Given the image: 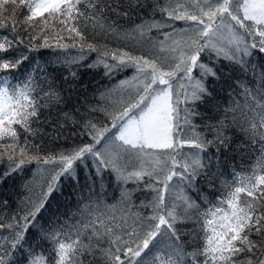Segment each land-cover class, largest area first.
Returning <instances> with one entry per match:
<instances>
[{
	"label": "snow or ice",
	"instance_id": "1",
	"mask_svg": "<svg viewBox=\"0 0 264 264\" xmlns=\"http://www.w3.org/2000/svg\"><path fill=\"white\" fill-rule=\"evenodd\" d=\"M21 6L26 7L30 12V15L25 17L24 23L33 25L35 19L41 17L44 26L48 27V21L54 20L63 25L60 31L67 30L70 38L74 39L72 37L74 33L75 36L84 40L89 24L93 31L97 28L101 32L118 31L115 21L111 25L106 23L109 10L128 19L130 9L146 8L148 0H128V9L124 11H121L122 5L119 0L115 4L111 0H0V16L11 11L14 33L17 31L16 25L20 23L16 19V11ZM153 8L154 10L159 8L162 13H167L168 19L142 21L135 26L134 32L138 31L143 37L145 29L151 31L172 28V32L163 33L167 41L176 33L170 21H191L193 23H186V27L180 30L182 35H187V39L173 40L167 49L162 46L161 51L167 50L171 54L170 58H164V60L159 56L149 58L144 55H133L123 49L114 51L112 59L116 63L105 64L106 74L113 70L134 67L136 75L132 81H121L120 87L125 91L112 101L119 105L120 110L89 109L90 113L103 111L106 117H110L111 128L106 125L101 127L93 120L85 119L82 127L92 137L93 143H82L71 149L49 154L42 161L38 153L34 156L28 155L30 148L38 149L39 146L31 145L27 139L24 140L23 146H20V133L14 127L19 125L25 132L35 136V131L31 128L34 122L32 118L39 117L41 104L33 95L35 88L32 86L31 77L22 84L13 86L3 75V71L18 69L27 60V56L14 60L0 56V70H3L0 71V141H4L5 138L9 140L7 144L0 143V147L14 150L20 146L21 157L17 161L14 158V152L8 154V167L11 171H15L32 159L37 160L38 163L54 166L48 170L50 178L45 181L47 190L44 191L43 188L41 190L42 198L30 199L32 208L19 218L24 221V224L21 226L17 222L15 237L11 243L12 248H16L25 239L23 230L37 220L38 214L46 207L49 199L60 190L62 179H68L78 185L82 171L87 169L90 174L89 158L98 174L102 175L105 170L111 169L116 174L117 181L124 183L129 180L141 181L147 176L155 179L157 184L162 183L163 188H157L156 185L145 182L146 188H151L157 193L149 205L153 214L146 218V222L145 218H139V230L134 226L131 231L125 232L129 240H124L121 235L116 234L114 229L119 226L118 224L109 226L99 216L76 227L74 240L71 237L67 241L58 239L61 236L59 232L49 233L51 239L57 243L56 264H84L83 257L88 255L95 260L97 251L102 254L103 264H144L141 258L142 253H145L150 245L158 242L157 238L167 237L171 240L174 237L179 241L180 235L175 225L187 217L179 215L176 206L168 207L164 193L170 188L169 182L173 180V177L180 176L181 180L192 185L207 167L200 152L206 151L208 146H215L217 151L220 148L227 150L230 137L225 135L224 129L228 127L225 120L210 126L216 133L211 140L205 139L201 133L196 132L195 125H192V117L199 115L195 111L196 103L204 102L205 97L211 95L203 81L197 80L190 90L181 84L179 91L174 88L173 81L183 79L177 76L180 72L191 80L190 74L193 67L202 68L205 76L215 77L214 69L199 63L200 54L206 49L214 50L218 57L222 55L225 59L241 65L244 63L243 57L251 54L250 48L259 47V51L264 53V0H242V2L241 0H188L187 4L177 0L175 8L171 10L166 6L160 7L158 2L153 5ZM81 21L84 23V31H81L79 27ZM246 21H251L252 25L246 24ZM2 27H6V24L0 19V28ZM253 27H255L254 35L261 39L258 44L254 41L249 46L238 29H243L252 35ZM226 32L227 47H224L217 42L225 40ZM60 39L63 37L61 36ZM163 44L164 41H161V45ZM11 45L12 41L5 38L3 42H0V53L7 52ZM44 46H48L47 42ZM70 46L75 47V43L59 45L62 48ZM88 48L96 51L92 44H88ZM104 55L107 56L108 53ZM89 67L92 66L89 65ZM44 95L59 100V95L55 92H46ZM181 104L185 107L181 108ZM250 110L254 113L252 117L244 114L249 121V126L237 125V127L249 136L253 144H256L264 141V131H262L264 130V103L257 101L256 107ZM232 123L236 124L235 115ZM182 125L192 127L193 132L190 137L186 134L181 135ZM113 129H115L114 132ZM177 145L181 147L188 145L199 151L182 155L176 153ZM260 147L261 157L257 165L264 170V143H261ZM156 150H171L176 154L164 158ZM133 156L139 160L140 167L138 170L128 172V164L122 162L130 161ZM178 156L180 159H177ZM168 160H171V167L161 181L156 173L158 170L163 171L161 165L169 167ZM148 164H151L150 169ZM177 168H181L182 171H177ZM261 186H264V174L256 175L254 170V182L253 177L241 179L239 186L230 191L226 199L220 200L214 211L209 209L202 214L206 218L203 227L205 244L202 250L185 253L177 246L166 259L159 255L156 259L160 260V264H185L186 257H190L193 264H200L197 257L202 255L203 264H264V187ZM242 193L252 197V201L242 200ZM129 196L130 193L127 191L122 192V199H128ZM181 198L187 205L185 212L196 207L194 201L186 197ZM225 203L228 206L227 209L222 207ZM209 216L210 219L207 218ZM12 219L16 221L17 217L14 216ZM121 219H124V223L127 224L126 218L121 217ZM3 227L4 225L0 223V228ZM8 227L12 228L13 225L9 224ZM89 229H91L90 232ZM141 232L144 233L142 238ZM209 232L211 235L208 234ZM253 236L261 237V239H253ZM133 237L139 241L136 247H132L130 243ZM104 244H108V247H103ZM113 247L115 251L112 250ZM257 252H260V256L256 255ZM0 264H5L3 256H0ZM31 264H41L40 258H35ZM89 264L92 262L90 261Z\"/></svg>",
	"mask_w": 264,
	"mask_h": 264
},
{
	"label": "trees",
	"instance_id": "2",
	"mask_svg": "<svg viewBox=\"0 0 264 264\" xmlns=\"http://www.w3.org/2000/svg\"><path fill=\"white\" fill-rule=\"evenodd\" d=\"M111 2L115 4L117 0H111ZM157 2L160 7L166 6L171 10L175 8L177 0H148V7L130 9L128 19L109 10L106 23L111 25L115 21L118 31L101 32L99 28L93 31L89 24L84 40L75 36L74 33L72 34L74 39L70 38L67 30L60 31L63 25L54 20L48 21V27L44 26L41 17H37L33 25L24 23L25 17L30 15V12L23 6L17 8L16 11V19L20 23L16 25L15 33L12 31L11 11L0 16L6 24V27L0 28V42H3L5 38L12 41L8 51L0 53V56L13 60L27 56V60L18 69L0 71H3V75L13 86L18 83L22 84L31 77L32 86L35 88L33 95L41 104L39 117L32 118L34 122L31 128L35 131V136L25 132L19 125H14L20 133V146H23L25 139L31 145L39 146L38 149L30 148L29 156L38 153L42 161L49 154L59 153L82 143H93L92 137L82 127L85 119H91L101 127L106 125L111 128L110 117H106L103 111L90 113L89 109L120 110L116 105L108 104L104 99V94L116 82L131 79L136 75L134 67L113 70L106 74L105 64L116 63L112 59L114 51L123 49L137 56L170 58L171 54L167 50L161 51V47L167 49L171 46L168 40L165 41L163 33L172 32V28L152 29L151 31L145 29L143 37L138 31H133L135 26L142 21L168 19L167 13H162L159 8L154 10L153 5ZM179 2L187 4L188 0H179ZM119 3L122 5L121 11L128 9V0H119ZM240 15L242 17L243 13L241 12ZM170 23L174 25L175 35H177L181 29L186 27V23L193 22L181 20ZM245 23L252 25L248 21ZM79 27L81 31H84L83 21L80 22ZM238 31L245 37L249 46L254 41L258 44L261 39L254 35L255 27H253L252 35L243 29H238ZM61 36L63 39H60ZM137 37H140L142 44L150 47L152 51L145 52L144 47L136 45ZM182 39H187V35H182L176 41ZM161 41H164L163 45ZM46 42L47 47L44 46ZM73 43L75 47H59L61 44L72 45ZM88 44H92L96 51L89 50ZM154 47L156 51L153 50ZM106 52L107 56L104 55ZM250 53L243 57L244 63L241 65L225 59L222 55L218 57L214 50L206 49L200 54L199 63L214 69L216 76H205L202 68H192L191 78L203 81L211 93L210 96L205 97L204 102L196 103L195 111L199 115L192 117V125H195L196 132L201 133L205 139L211 140L216 133L210 126L216 125L220 120H225L228 127L224 131L225 135L230 137L229 147L227 150L220 148L217 151L215 146H208L206 151L200 152L207 167L192 185L181 180L180 176L173 177V180L169 182L170 188L164 193L166 203L169 208L176 206L179 215L187 218L175 225L180 235L179 241L174 237L171 240L167 237L157 238L158 242L150 245L149 249L142 253L141 258L144 264H160V260L156 257L159 255L166 259L167 255L177 246L185 253H191L197 249L202 250L205 244L203 227L206 220L202 214L209 209L214 211L219 201L226 199L229 192L239 186L241 179L253 177L254 182V170L256 175L264 174V170L257 165L261 157L260 145L264 141L253 144L249 136L237 127V125L248 127L249 121L244 114L252 117L254 113L250 108H255L257 101L264 103V53L259 51V47L250 48ZM182 73H177V76L180 77ZM46 92L57 93L59 100L54 97H45ZM180 107L183 108L185 105L181 104ZM229 109H234V111H229ZM234 115L236 116L235 125L232 123ZM182 128L181 135L186 134L189 137L192 135L191 126L182 125ZM8 142V138L0 141L2 144ZM20 146H17L15 150L20 151ZM197 151L199 150L188 145L184 147L177 145L176 147V153L182 155ZM176 153L165 150L161 156L167 158ZM19 157L14 158L18 161L21 158ZM177 159L180 157L178 156ZM88 163L91 168L90 174L87 169L82 171L78 185L68 179H62L60 190L49 199L46 207L38 214L37 220L23 230L25 239L16 248H12L11 243L15 237L17 222L21 226L24 224V221L19 218L32 208L29 203L30 199L42 198L41 190L42 188L44 191L47 190L45 181L50 178L48 170L54 166L38 163L37 160L32 159L20 169L11 171L7 157L0 158V223L4 225L0 228V256H3L5 264H31L35 258H40L41 264H56L57 243L51 239L49 233L59 232L61 236L58 239L67 241L71 237L74 240L76 238L74 229L96 216L104 219L109 226L118 224L119 226L114 229L116 234L121 235L124 240H129L125 232L131 231L134 226L139 230V218H145L146 222V218L153 214L149 205L157 193L151 188H146L145 182H150L157 188H163L162 183L157 184L155 179L147 176L141 181L118 182L116 174L111 169L105 170L101 175L98 174L91 158ZM167 163L169 167L161 165L163 171L158 170L156 173L161 181L169 173L171 160ZM81 167L83 168L82 165ZM176 170L182 171L181 168ZM123 191L130 193L128 199H122ZM181 197L194 201L196 207L185 212L187 205ZM241 199L252 201V197H248L246 193L241 194ZM253 203L256 202L253 201ZM222 207L227 209L228 206L225 203ZM14 216L17 217L16 221L12 219ZM111 217L116 219L112 220ZM121 217L127 219V224ZM9 224L13 227L9 228ZM97 227H99V222H97ZM143 234L141 232V238ZM208 234L211 235V232ZM252 238L261 239L256 236ZM137 242L139 241L133 237L130 241L131 246L136 247ZM103 247L107 248L108 244H104ZM112 250L115 251L114 247ZM256 255L260 256V252ZM101 256L99 251L96 252L95 260L92 256L85 255L84 264H89L90 261L92 264H103ZM121 256L123 258V253ZM197 260L203 264L204 257L198 256ZM185 264H193L192 259L186 257Z\"/></svg>",
	"mask_w": 264,
	"mask_h": 264
},
{
	"label": "rangeland",
	"instance_id": "3",
	"mask_svg": "<svg viewBox=\"0 0 264 264\" xmlns=\"http://www.w3.org/2000/svg\"><path fill=\"white\" fill-rule=\"evenodd\" d=\"M158 21H161V20H158ZM171 22V21H170ZM249 23L251 22V21H248ZM251 24H252V22H251ZM225 36H226V38H225V40H223V41H218L217 43H220V44H222L224 47H227V32L225 33ZM180 37H182V34H181V32H179L177 35H175V36H172V38L170 39V40H168V42H169V45H171L172 44V41L173 40H178ZM118 38H120V39H123V37L121 38V37H119L118 36ZM123 40H125V39H123ZM126 41H128V40H126ZM137 41H138V43L136 44V45H140V46H142V47H144V49H145V52H148V51H152V49L150 48V47H147V46H145V45H143L142 44V41H141V38L140 37H137ZM131 42V41H130ZM153 50H155L156 51V47H154V49ZM154 54H156V52L154 53ZM160 57V56H159ZM162 60H164V58H161ZM191 75V74H190ZM180 77H183V79H178V80H174L173 81V86H174V88L177 90V91H179L180 90V86H181V84H183L184 86H185V88H188L189 90H190V88H191V86H193L194 84H195V82H196V80L194 79V78H191V80H189V78H188V76H186L184 73H182L181 75H180ZM133 78L134 77H132L131 79H125V80H122V81H132L133 80ZM120 85H121V80L120 81H118V82H116L115 84H113L111 87H109L107 90H106V92H105V94H104V99L106 100V102L108 103V104H110V105H116L118 108H119V105H117V104H114V103H112V101L114 100V99H116V98H118L125 90L124 89H122L121 87H120ZM182 96V95H181ZM181 99H183V96L181 97ZM115 131V129L113 130V132ZM181 147V146H180ZM182 147H184V145L182 146ZM165 150H156V152L157 153H159L160 155L164 152ZM14 152V157H19L20 156V151L19 150H11L10 148H4V147H2V148H0V154H2V155H0V158H3V157H7V155L8 154H10V153H13ZM20 158V157H19ZM146 159V158H145ZM122 163H127L128 164V167H127V171L128 172H131V171H133V170H138L139 169V167H140V164H139V160L135 157V156H133L131 159H130V161H124V162H122ZM149 167V169L151 168V166H148ZM179 171H181V170H179ZM174 187H175V185H174ZM173 187V188H174Z\"/></svg>",
	"mask_w": 264,
	"mask_h": 264
}]
</instances>
